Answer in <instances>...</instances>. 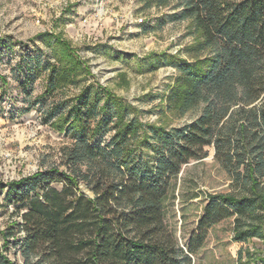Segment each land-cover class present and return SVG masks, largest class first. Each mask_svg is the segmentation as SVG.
<instances>
[{
    "label": "trees",
    "instance_id": "16d2710c",
    "mask_svg": "<svg viewBox=\"0 0 264 264\" xmlns=\"http://www.w3.org/2000/svg\"><path fill=\"white\" fill-rule=\"evenodd\" d=\"M137 2L145 10L175 3V19L187 21L189 58L164 56L176 74L158 114L192 117L178 126L144 122L141 110L96 83L53 103L46 121L69 143L57 161L0 185L16 218L0 230V264H192L223 221L232 242L264 239V0ZM50 37L55 63L44 64V91L55 94L77 84L84 66L60 34ZM208 149L227 187L203 192L181 246L166 208L182 168Z\"/></svg>",
    "mask_w": 264,
    "mask_h": 264
},
{
    "label": "rangeland",
    "instance_id": "374dc122",
    "mask_svg": "<svg viewBox=\"0 0 264 264\" xmlns=\"http://www.w3.org/2000/svg\"><path fill=\"white\" fill-rule=\"evenodd\" d=\"M175 3L142 9L137 0H0V185L30 176L57 161L69 143L52 130L47 110L77 94L82 86L98 84L124 103L138 108L144 122L178 126L192 117L164 111L160 98L168 91L174 66L165 55L187 57L192 43L186 20H176ZM60 34L76 51L84 70L78 82L55 94L45 92L52 36ZM201 161H190L176 179L175 199L168 203L165 222L184 246L200 215L203 192L226 189L227 180L212 161L213 150ZM197 198L186 200L187 193ZM0 195V230L16 218ZM185 196V197H184ZM229 221L208 231L192 264H261L264 239L232 242ZM2 239L0 237V250ZM9 257H13L10 250Z\"/></svg>",
    "mask_w": 264,
    "mask_h": 264
}]
</instances>
